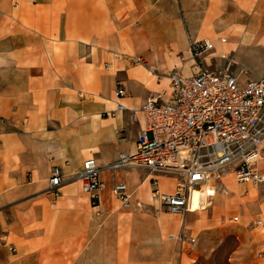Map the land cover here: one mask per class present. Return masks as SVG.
Listing matches in <instances>:
<instances>
[{"label":"crops","instance_id":"crops-1","mask_svg":"<svg viewBox=\"0 0 264 264\" xmlns=\"http://www.w3.org/2000/svg\"><path fill=\"white\" fill-rule=\"evenodd\" d=\"M199 41L211 44L203 67L230 60L239 85L262 78L264 0H0V264H186L203 254L204 229L215 223L202 212L215 195L195 209L193 194L190 212L171 215L151 182L169 194L173 177L109 167L133 152L144 101H168L165 73L197 70L190 45ZM136 57L144 64H133ZM117 87L124 96L115 97ZM86 159L104 185L95 206L73 179ZM53 167L64 180L57 197L47 191ZM228 183L262 215L264 184ZM116 184L125 186L126 206L111 194ZM257 220L256 245L264 247ZM181 221L191 245L168 240Z\"/></svg>","mask_w":264,"mask_h":264},{"label":"built area","instance_id":"built-area-1","mask_svg":"<svg viewBox=\"0 0 264 264\" xmlns=\"http://www.w3.org/2000/svg\"><path fill=\"white\" fill-rule=\"evenodd\" d=\"M210 49L211 44L205 41L190 45L197 65L192 75L183 77L177 70L165 73L168 101L160 102L159 96H149L144 101L140 109L143 128L133 152L119 154L109 166L110 169L141 167L150 174L173 177L175 187L169 194L160 193L152 181V197L167 213L180 217L191 211L195 191L199 193L195 209L205 207L217 190L213 181L219 179L224 169H231L237 184H264V171L256 169V164L264 161V76L239 85L229 72L230 60L219 68L201 65L202 54ZM132 63L144 64L139 57ZM114 94L119 98L125 92L117 87ZM115 110L122 111L123 107L116 104ZM98 173L95 162L86 159L73 176L91 206L97 204L98 193L104 187ZM47 183V191L57 197V189L64 183L59 167L51 168ZM111 194L122 206L127 205L123 184L114 185ZM231 221L237 222V217ZM260 225L261 221L254 222V226ZM168 240L180 245L194 242L186 235L182 221L179 232Z\"/></svg>","mask_w":264,"mask_h":264},{"label":"rangeland","instance_id":"rangeland-1","mask_svg":"<svg viewBox=\"0 0 264 264\" xmlns=\"http://www.w3.org/2000/svg\"><path fill=\"white\" fill-rule=\"evenodd\" d=\"M223 174H228L227 177H224L225 179L223 178L225 187L220 183L221 181L215 184L217 189L215 199L211 207L207 211L202 212L205 219H213L215 223L214 228L204 229V231L208 232V237H205L204 240V244H207V247L202 255L195 256L193 262L186 264H235L236 262L233 261L235 257L239 264H258L264 257V247H257L256 245V235L261 234V229H255L253 224V222L258 221V218L264 219V211L260 216V214L254 213L249 208L250 203H246L243 200L246 197V192L242 195L232 194V189L229 188L228 182L236 184L230 175L232 174L230 168L224 169L221 176H224ZM242 187L247 188L250 192L253 189V187L248 185H243ZM225 188L227 189L226 196L223 195ZM231 194L233 195V200L230 203H216V199L220 197L227 198ZM232 216H237L238 221L228 222L229 220L227 219ZM253 230L259 231L255 232ZM255 254L260 256L255 257Z\"/></svg>","mask_w":264,"mask_h":264},{"label":"bare ground","instance_id":"bare-ground-1","mask_svg":"<svg viewBox=\"0 0 264 264\" xmlns=\"http://www.w3.org/2000/svg\"><path fill=\"white\" fill-rule=\"evenodd\" d=\"M193 194H197V199H198V195H199V193L196 191L194 193H192L191 203H192V199H193Z\"/></svg>","mask_w":264,"mask_h":264}]
</instances>
